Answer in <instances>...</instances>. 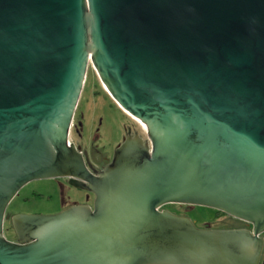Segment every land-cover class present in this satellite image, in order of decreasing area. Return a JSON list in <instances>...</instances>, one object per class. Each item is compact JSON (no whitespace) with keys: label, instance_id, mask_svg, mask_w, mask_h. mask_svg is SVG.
<instances>
[{"label":"water","instance_id":"95a60500","mask_svg":"<svg viewBox=\"0 0 264 264\" xmlns=\"http://www.w3.org/2000/svg\"><path fill=\"white\" fill-rule=\"evenodd\" d=\"M146 139L91 172L69 139L89 65ZM93 204L15 214L28 182ZM202 205L251 228L198 227ZM264 0H0V264H261Z\"/></svg>","mask_w":264,"mask_h":264},{"label":"rangeland","instance_id":"374dc122","mask_svg":"<svg viewBox=\"0 0 264 264\" xmlns=\"http://www.w3.org/2000/svg\"><path fill=\"white\" fill-rule=\"evenodd\" d=\"M80 100L75 120L77 122L78 116H82L81 141L84 144L94 142L102 153L111 154L121 142L126 126L132 124L133 120L100 83L91 64ZM136 126L146 136L143 127L137 122ZM71 136V139H74L75 133L73 132ZM86 199L87 193L69 185L64 177L32 180L25 184L9 203L4 222V235L8 240L13 241L15 238V231L9 221L12 215L55 214L72 205L86 203ZM163 208L191 218L201 228L207 226L214 229L236 228L241 224L236 218L216 214L215 209L207 206L170 203ZM261 264H264V256Z\"/></svg>","mask_w":264,"mask_h":264},{"label":"flooded vegetation","instance_id":"af4514ba","mask_svg":"<svg viewBox=\"0 0 264 264\" xmlns=\"http://www.w3.org/2000/svg\"><path fill=\"white\" fill-rule=\"evenodd\" d=\"M87 75H88V72H87ZM87 77V76H86ZM99 79V78H98ZM100 81V79H99ZM100 83L102 84V82L100 81ZM103 85V84H102ZM84 87H85V84H84ZM105 88V87H104ZM84 90V88H83ZM107 91V90H106ZM83 93V92H82ZM82 97V96H81ZM81 99V98H80ZM81 101V100H80ZM78 109V107H77ZM77 109H76V112H75V115H74V118H73V121H72V124H71V128H70V135H69V139L70 141H72L73 143H75L76 145H81L82 146V151H83V155L85 157V159L87 160L88 164H91V172H93L94 174H99L109 163L110 161L112 160V157H113V154H114V151L115 149L117 148V146L123 142V140L129 135H136V134H139L140 136H143L144 139H146L147 137L144 136L142 134V132L138 129V126H136V122L138 124H140L142 127V123L139 122L137 119H135V117H133L132 115L128 114L127 112V115H129L131 117V119L133 120V123L126 126L125 128V133L123 135V138L121 140L120 143H118L116 145V148H114V150L112 151L111 154H104L102 153L98 148H97V145L92 142V143H89V144H84L82 141H81V137H82V127H83V122L81 120L80 117L82 116H78L77 118V122H76V114H77ZM81 114V113H80ZM143 129L145 130V128L143 127ZM75 133V136H74V139H71V135L72 133ZM146 132V130H145ZM65 181L71 185L72 187H75L77 189H80V190H83L87 193V199H86V203L87 204H90L92 205L93 204V200L95 198V195L93 192L87 190V189H84V188H79L77 186H75L71 181H70V178L68 177H64ZM92 197V199H90ZM219 215H221V213H217ZM226 215V214H225ZM224 215V216H225ZM232 219H234L232 216H228ZM11 218V217H10ZM10 218H9V221H10ZM6 219V218H5ZM237 222L241 223L240 224V227H236V228H251V226H249L248 223H246L245 221H242V220H239L237 219ZM17 237L15 235V238L13 241H16Z\"/></svg>","mask_w":264,"mask_h":264},{"label":"bare ground","instance_id":"6f19581e","mask_svg":"<svg viewBox=\"0 0 264 264\" xmlns=\"http://www.w3.org/2000/svg\"><path fill=\"white\" fill-rule=\"evenodd\" d=\"M135 119H137V118H135ZM139 122H141L142 123V125H143V127L145 128V126H144V123L141 121V120H139V119H137Z\"/></svg>","mask_w":264,"mask_h":264},{"label":"trees","instance_id":"16d2710c","mask_svg":"<svg viewBox=\"0 0 264 264\" xmlns=\"http://www.w3.org/2000/svg\"><path fill=\"white\" fill-rule=\"evenodd\" d=\"M215 212H216V214H217V213L225 214V213H223V212H221V211H216V210H215ZM207 227H208V226H207Z\"/></svg>","mask_w":264,"mask_h":264},{"label":"crops","instance_id":"0c3cea01","mask_svg":"<svg viewBox=\"0 0 264 264\" xmlns=\"http://www.w3.org/2000/svg\"><path fill=\"white\" fill-rule=\"evenodd\" d=\"M263 256H264V252H263V255H262V259H263ZM262 261V260H261Z\"/></svg>","mask_w":264,"mask_h":264}]
</instances>
